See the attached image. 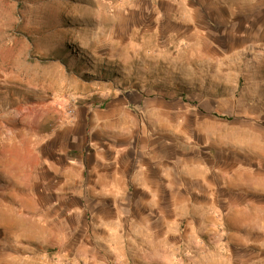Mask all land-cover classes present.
<instances>
[{
  "label": "rangeland",
  "instance_id": "rangeland-1",
  "mask_svg": "<svg viewBox=\"0 0 264 264\" xmlns=\"http://www.w3.org/2000/svg\"><path fill=\"white\" fill-rule=\"evenodd\" d=\"M159 1L0 0V264H264V0L188 65L142 23ZM132 174L129 209L102 190Z\"/></svg>",
  "mask_w": 264,
  "mask_h": 264
},
{
  "label": "crops",
  "instance_id": "crops-1",
  "mask_svg": "<svg viewBox=\"0 0 264 264\" xmlns=\"http://www.w3.org/2000/svg\"><path fill=\"white\" fill-rule=\"evenodd\" d=\"M161 1L141 11L142 23L145 25L144 27L149 26L148 32L151 37L157 35L160 39L162 38V34L166 33L164 35L165 38L169 37L172 39L173 49L189 50L188 54L180 52L176 55L177 57L181 54L182 58H184L183 63L187 65L191 63L213 64V50L215 47H219L213 40L215 31L219 34H223V30L224 33H228V31L234 33L239 24V17L243 18L251 13L255 16L256 11L260 15L263 9L261 0H253L252 8H248L249 10L243 5L244 0H239L237 5H231L228 0H225V2L218 0V7L215 8L211 6V3H207L204 0H177L174 4ZM245 24V21H243L241 32L247 27ZM217 27L220 29H215ZM207 49L210 51L208 52ZM131 177L129 182L131 181L132 184L130 182V184L117 185L115 188H110V190L104 187L102 192L107 191L114 194L116 191H121L123 195L121 196L122 198H119V201L120 199H124L127 205L129 204V209L138 207L141 205L139 197L140 188L142 187V190H147L149 187L147 183L154 181V179L152 178V180L151 176L150 178L148 176L147 180V177L142 176L141 184H139V175L132 174ZM126 180L127 178H125ZM117 195L120 196L119 194ZM93 203L101 205V202L93 201ZM147 208L149 209V206ZM145 212L146 215L139 218L141 222H139L135 215L128 216L130 219L127 220L126 225L129 223V227H132L133 237L131 236V241L135 240V243L137 241L135 253L133 254L135 256L141 255L147 260L154 249L150 243V235L154 231L151 225L156 223L162 226L161 230H157V233L162 234L161 240L163 241L167 224L163 216L161 218L160 216L150 217L151 213L147 209Z\"/></svg>",
  "mask_w": 264,
  "mask_h": 264
}]
</instances>
